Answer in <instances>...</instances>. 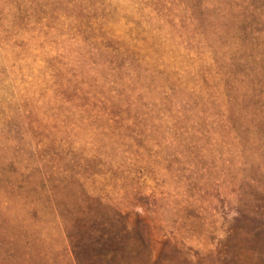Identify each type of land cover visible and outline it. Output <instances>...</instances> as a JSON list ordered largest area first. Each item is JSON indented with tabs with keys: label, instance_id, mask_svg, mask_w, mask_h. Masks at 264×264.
<instances>
[{
	"label": "rangeland",
	"instance_id": "rangeland-1",
	"mask_svg": "<svg viewBox=\"0 0 264 264\" xmlns=\"http://www.w3.org/2000/svg\"><path fill=\"white\" fill-rule=\"evenodd\" d=\"M0 264H264V0H0Z\"/></svg>",
	"mask_w": 264,
	"mask_h": 264
}]
</instances>
